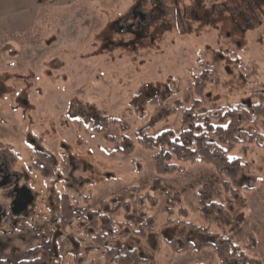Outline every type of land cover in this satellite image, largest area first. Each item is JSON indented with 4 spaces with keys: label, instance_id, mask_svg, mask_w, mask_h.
I'll return each instance as SVG.
<instances>
[{
    "label": "rangeland",
    "instance_id": "374dc122",
    "mask_svg": "<svg viewBox=\"0 0 264 264\" xmlns=\"http://www.w3.org/2000/svg\"><path fill=\"white\" fill-rule=\"evenodd\" d=\"M239 4L180 0L189 14L177 25L163 11H169L172 0H0V78L27 96L20 112L10 111L7 98L0 100V140L24 147L22 138L14 136L18 133L1 126L10 118L12 131L28 136L39 131L35 147L47 150L56 163L55 175L45 177L22 161L20 171L34 203L19 223L0 224L1 259L18 263L33 258L37 252L29 251L51 238L55 254L50 264H103L86 246L92 233L85 232V220L65 230L54 222L60 198L68 194L76 208L123 222L117 246L137 248L151 264H219L210 247L174 253L163 239L172 234L166 223L182 228L190 239L200 227L225 235L243 249L250 264H264V154L258 145L238 144L230 152V157L240 156L251 165L238 185L200 161L182 162L183 173L158 175L154 152L136 138L146 126L153 136L180 131L182 111L165 116L177 100L182 102L178 108L190 106L188 95L205 68L202 61L212 66L214 53L222 63L216 82L208 85L206 109L252 102V91L264 84V28L248 27L243 16L227 8ZM137 5L145 12L153 10V21L121 31L116 22ZM207 51L214 52L210 58ZM104 118L110 119L108 131H94ZM114 118L130 127L128 135L136 146L131 156L116 153L105 138L122 136ZM244 129L253 132V127ZM22 155L26 164L33 160ZM157 178L161 184L155 190ZM202 199L223 203L222 215L205 213L199 208ZM147 217L156 227L154 234L135 235ZM65 233L63 257L58 239ZM197 234L201 240L208 238Z\"/></svg>",
    "mask_w": 264,
    "mask_h": 264
},
{
    "label": "trees",
    "instance_id": "16d2710c",
    "mask_svg": "<svg viewBox=\"0 0 264 264\" xmlns=\"http://www.w3.org/2000/svg\"><path fill=\"white\" fill-rule=\"evenodd\" d=\"M205 67V65H204ZM217 66L203 68L200 75L195 77L194 91L188 95L191 102L189 107L178 108L182 102L170 110L165 118L182 111L181 129L176 132L173 129L162 131L157 136L150 134V127L146 126L138 130L136 138L138 143L146 150L153 151L155 171L158 175H171L183 173L185 167L182 162L200 161L206 165L213 166L221 174L239 185V178L251 169V165L240 156L230 157V152L238 144L249 148L251 144L258 145L264 154V84L259 85L251 93V103L241 102L236 105L222 107L216 111L207 108L206 92L210 83H215L214 75ZM157 101V100H156ZM158 102V101H157ZM113 123L120 124L122 136L107 135L105 138L110 142L114 151L123 156H131L136 149L132 138L128 135L130 127L122 119L114 118ZM109 118L93 126L98 133H106L109 129ZM253 127V132L244 129ZM40 162L35 168L45 177H53L55 168L50 156L41 154ZM161 179H155L153 189L157 190ZM229 181H225V186ZM247 188V186H245ZM61 210L59 222L65 230L73 222L85 220V232L92 233V238L86 243L89 252L96 253L99 258L96 260L103 264H151L149 257L142 255L137 248L120 243L123 232V222H115L107 214L89 208H76L68 194L60 198ZM104 203V202H103ZM225 205L221 202L206 200L199 201V208L205 213H218L222 215ZM185 213V208H181ZM139 230L133 233L142 238H148L154 234L155 228L151 225L150 217H147L139 225ZM165 228H171L172 234L165 236L164 241L171 246L174 253H184L191 249L213 248L219 264H250L247 254L233 240L225 235L215 234L207 228H196L198 233L208 235V238L199 239L195 232L190 239L182 228L164 224ZM147 231L151 233L148 235ZM129 232H124L127 235ZM67 233L59 237L61 255L67 253ZM44 248L41 256L33 259L21 260L12 263L0 258V264H50L54 252L51 248L52 240L43 238ZM46 244V246H45ZM34 251V250H33ZM31 253V251H29ZM78 256V255H77ZM101 256V257H100ZM79 257V256H78ZM79 264L78 262H76ZM74 264V263H72ZM202 264V263H199Z\"/></svg>",
    "mask_w": 264,
    "mask_h": 264
},
{
    "label": "flooded vegetation",
    "instance_id": "af4514ba",
    "mask_svg": "<svg viewBox=\"0 0 264 264\" xmlns=\"http://www.w3.org/2000/svg\"><path fill=\"white\" fill-rule=\"evenodd\" d=\"M172 2L173 6L167 8L169 11H165L160 7L158 8L169 14L173 20V23L175 22L177 25L183 24V21H187L184 18L189 14V11H187V8L185 6H180V0H172ZM237 2L242 3V5L239 4L238 6L233 8L228 6V10L232 11V13L236 15L238 14L240 16H243L244 20L247 21L248 27L255 29L262 27L264 28V0H237ZM153 15V10L152 13L145 12L144 10H142V8L139 7V5H137L128 13L127 18H120V20L116 23L118 24V28L121 31H125L126 29L130 32L138 27H143L149 20L153 21ZM190 16L192 18L199 19L196 14H191ZM124 22H127V25L124 24ZM206 53L210 58V56H212L214 52L212 51L210 53V51H207ZM213 55L216 59V62H214L212 66H217L219 63H222L221 59L218 58L219 55L217 53H214ZM227 60H229V58H227ZM202 63H205V67H209L210 65L209 62L207 63V61H202ZM225 70L229 71V67L226 66ZM5 84L6 83L4 79L1 80L0 78V100H4V98H7L6 100H9L11 102L10 111L20 112L22 106L25 105L27 101V96L25 95L26 93H24L23 91H18L17 88L14 87L8 88ZM8 117H10V114L8 115ZM11 123L12 121L10 118L6 120L4 119V125L1 126L5 127L6 131L9 133L10 131L13 134L18 133V135L14 136L22 138L25 144L23 148H18V146L11 142L10 139L0 140V224H5L6 226H9L10 224H13L15 222L19 223L20 218H23L27 215L29 207L34 203L32 193L27 185V182L24 180L23 174L20 171V166H23L22 161H24L25 167L27 166L30 169L33 167L35 168V165H37L38 163L43 165V162H40L42 158L41 154H48L46 152L47 150L43 151L44 149L35 147L37 140L40 139L39 131H36L34 134L28 136L27 133L23 134L17 131H12L11 128L14 126H11ZM21 126L22 124H20V129ZM15 128H17V126H15ZM23 153L28 154L29 157L31 156V158L33 159L31 160L30 158V165L26 164L25 158H23L22 155ZM48 155L50 156V160H52L54 166H56L54 157L50 154ZM18 163H20V165H18ZM57 221L59 222V218L54 222L58 223ZM59 224L63 229L62 224L60 222ZM41 246H44V242L41 245L37 246V248L33 249L37 252H35L37 256L33 258L41 256L44 251V248H41ZM33 250H30V254L33 253Z\"/></svg>",
    "mask_w": 264,
    "mask_h": 264
}]
</instances>
